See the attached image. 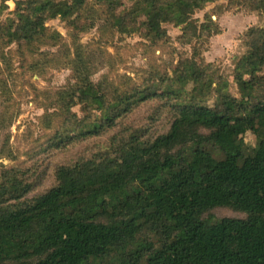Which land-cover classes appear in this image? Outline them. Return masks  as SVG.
Instances as JSON below:
<instances>
[{
	"label": "trees",
	"instance_id": "trees-1",
	"mask_svg": "<svg viewBox=\"0 0 264 264\" xmlns=\"http://www.w3.org/2000/svg\"><path fill=\"white\" fill-rule=\"evenodd\" d=\"M10 1L0 42L15 44L29 70L63 45L52 65L70 74L40 99L34 91L47 129L37 148L21 160L0 147L12 160L0 161V264H264V34L251 26L241 34L233 96L218 85L207 91L209 72L188 71L219 32L212 15L194 16L206 0ZM245 3L264 22V0ZM69 12L64 47L47 21ZM164 23L180 28L190 56L153 58L133 76L109 52L108 72L93 80L102 44L138 33L153 57L170 39ZM96 24L98 40L82 42ZM96 136L99 147L75 167L70 146ZM54 151L63 154L50 170ZM216 207L244 216L218 217Z\"/></svg>",
	"mask_w": 264,
	"mask_h": 264
},
{
	"label": "rangeland",
	"instance_id": "rangeland-1",
	"mask_svg": "<svg viewBox=\"0 0 264 264\" xmlns=\"http://www.w3.org/2000/svg\"><path fill=\"white\" fill-rule=\"evenodd\" d=\"M14 3L10 0H0V24L6 21L14 9ZM71 14L58 15L48 20L47 25L58 30L63 35L64 47L70 43V35L66 27V19ZM208 15H212L213 26L219 32L213 31L212 35L202 42L204 47L202 55L204 63L197 67L195 72L190 70V77L198 75L201 72H209L212 80L206 86V90L212 93V85H218L226 89L229 94L238 96L235 83L232 81V68L236 59L244 52V46L241 44L240 36L248 28H254V37H262L264 34V22L259 11L253 10L245 3V0H206L205 7L198 9L194 13L199 21H202ZM169 34V42L162 48H157L154 55L146 49L145 39L138 33L126 35L122 38L113 37L114 40L109 44H102L103 53L98 58L97 66L92 76L97 81L109 70L107 57L109 52L113 54L112 61L117 60L115 67L117 71L127 72L136 76L137 71L150 66L152 59L158 62L170 61L178 55L190 56V43H182L178 39L180 28L171 23H164ZM118 35V34H115ZM101 36L98 24L91 27L83 33L81 40L84 43H91L94 39ZM98 40V39H96ZM93 43L92 45H95ZM15 44L4 45L0 42V147L1 150L8 148L16 159L24 160L27 157L26 151H33L37 148V143L43 138L44 131H47L40 122L43 114L41 107L36 106L34 100V91L38 93V99L42 97L39 93L42 89H57L64 84L70 74V70L61 63V65H52L54 54L59 53V47L52 46L48 51L49 61L43 65L40 70H29L28 65L20 64L19 56L15 53ZM92 49L89 47V52ZM95 57V52H94ZM37 59L36 55H33ZM35 88L37 90H35ZM74 109L79 113L78 106ZM101 136L88 137L80 143L71 145L69 158L75 161L77 168L82 167L79 160L82 155H87L93 149L92 145H98L102 139ZM99 147V145H98ZM27 151V152H28ZM48 157L50 170L60 162L62 151ZM0 154V161L11 163L8 157ZM53 180L50 172L40 189L48 186ZM212 212L218 216L242 217L243 213L232 210L228 207H216Z\"/></svg>",
	"mask_w": 264,
	"mask_h": 264
}]
</instances>
